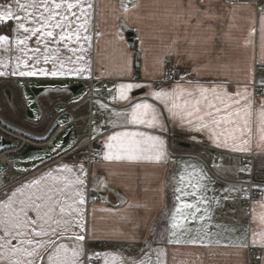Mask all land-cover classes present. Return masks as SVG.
Masks as SVG:
<instances>
[{
	"label": "snow or ice",
	"instance_id": "1",
	"mask_svg": "<svg viewBox=\"0 0 264 264\" xmlns=\"http://www.w3.org/2000/svg\"><path fill=\"white\" fill-rule=\"evenodd\" d=\"M140 8L121 0L125 21ZM165 11L190 47L182 49L179 36L172 39L164 58L155 59L151 78H145L133 70L137 52L122 35L124 25L113 33L118 70L94 74L93 44L103 36L95 26V0H0V79H108L90 89L95 95L85 118L89 128L67 148L52 149L60 156L49 157L54 167L36 157L39 165L17 169L25 179L0 184V264H167V245L228 249L236 264L252 259L264 264V180L256 179L249 159L264 160V0H174ZM224 12L229 21L246 13L241 47L255 49V38L260 39L261 55L253 56L243 79L231 78L228 64L201 60L211 55L204 50L209 43L233 39L234 25L225 30L219 24ZM189 34L194 38L188 40ZM137 42L143 45L139 35ZM58 90L70 91L67 85ZM174 140L209 151L177 152ZM114 165L168 170L164 188L171 203L159 230L148 228L139 215L131 233L97 236L89 230V202L108 203ZM0 175L7 179L4 169ZM116 196L127 206L121 217L127 223L146 208L119 191ZM140 229L149 232L147 238ZM90 241L104 247H89ZM123 243L143 246L134 255L107 247Z\"/></svg>",
	"mask_w": 264,
	"mask_h": 264
},
{
	"label": "crops",
	"instance_id": "2",
	"mask_svg": "<svg viewBox=\"0 0 264 264\" xmlns=\"http://www.w3.org/2000/svg\"><path fill=\"white\" fill-rule=\"evenodd\" d=\"M125 3L128 0H124ZM132 3H140L141 8L131 12L128 16L127 21L124 20L122 16L121 0H95L96 4V19L95 26L96 29L103 33V36L95 41L92 49V59H93V72L94 74L106 73L107 71L115 72L118 70V66L121 63V57L119 52V46L113 41V33L116 32L121 25H124L122 35L125 39L129 41V47H134L137 54L140 57V68L138 70V75L145 78H151L154 72V62L157 57L164 58V53L166 46L171 43L172 39L179 36L181 38V48L190 47L184 42V32L183 30L177 31L171 25L166 14V7L169 6L174 0H131ZM219 3H231L232 0H218ZM236 2L244 4L248 0H236ZM246 13H241L236 16L232 21L228 20L227 12L221 14L219 24L225 30H228V25H234L230 30L233 39L227 43L216 44L215 46L209 43L205 47V51L211 53L207 57H201L204 63L209 61L212 64H228L230 65L229 73L233 79H243L245 76L246 69L253 63V56L259 59L261 55L260 50V39L259 36L255 38V49L252 47L243 48L240 45L243 43L246 35L248 24L243 18ZM119 17V19H118ZM197 36L201 34V30H195ZM137 35L143 38V45L137 42ZM188 40L193 39V35H188ZM223 49V51H221ZM197 52L200 51L199 42L196 45ZM219 57V60L216 58ZM175 62V57L168 59V66H171ZM134 70V67H133ZM167 70V67L166 69ZM261 74V70L257 66V76ZM208 72L203 71L201 76L207 78ZM19 80L18 78H11V80ZM10 79H0L1 81ZM23 82L31 81H41V82H57L58 86H52L51 88H42L37 94L47 90L48 97L46 100L40 98L39 109V119H33L32 116H28L24 110V114H21L20 119L22 124L27 129L32 136L44 137L51 127L59 123L58 119L69 118V113L66 107H59V103L63 100L52 101L51 95L67 96L70 97L74 94L71 90L67 93L60 92L58 89L61 85H67L70 89L72 85H82L81 87H86L87 79H57V78H35L29 80H21ZM101 81L108 83L106 75ZM101 81H97L100 83ZM15 82V81H14ZM80 87V88H81ZM78 88V89H80ZM77 89V90H78ZM17 96L22 97V91L19 86L16 88ZM84 90L80 94L83 95ZM6 91V90H5ZM76 93V92H75ZM9 95V94H8ZM79 96V97H80ZM39 97V96H37ZM78 97V98H79ZM64 99V98H63ZM77 99V98H76ZM66 100V99H65ZM25 103V101L23 100ZM26 104V103H25ZM24 109H27L25 106ZM63 109V113H61ZM0 110V118L5 115ZM26 118V120H24ZM3 119V118H1ZM62 120V121H63ZM61 121V122H62ZM28 134V135H29ZM36 137V138H37ZM39 137V138H40ZM189 145V141H185ZM174 149L177 152H187V151H198L207 152L209 149L203 148L199 145H191L189 147H183L179 145V141H173ZM1 149V148H0ZM51 157L55 161L60 160V156L52 154L47 156L45 161L51 166L52 161L49 159ZM67 160V158L65 157ZM234 163L238 161H233ZM40 164V161L35 163ZM254 164L258 167L264 168V160L254 158ZM23 168L32 169L33 164H27ZM22 169V168H20ZM46 170L44 165H40V171ZM112 170L115 172V178L113 181L114 191L108 195V203L105 204L102 199H98L93 205L91 201L89 202L88 210V228L90 231H95L97 236H105L113 231H123L125 233H131L136 224V216L139 215L147 220L148 228H155L159 230L162 226V215L166 211V205L170 206L171 192L166 191L164 188L165 181L168 179V170L166 168H154V167H144L142 170H137L136 168H130L123 165H114ZM40 171L33 172L27 178H31L32 175H39ZM3 177L0 175V184H9L16 181L25 179V174L20 171H15L14 175L7 174V179L2 180ZM116 191H119L124 198L130 201H139L141 204L146 205V208L140 210L138 213L133 214V219L131 223H127L121 219L124 215V209L126 205L120 204V200L116 196ZM117 206L120 211H116ZM108 207L113 208L112 212L102 211L101 209H106ZM93 209L95 212L93 213ZM143 232L145 238L148 237L149 232L145 229H140ZM99 242L93 243L89 242V247H95L100 250L98 245ZM142 243L129 245L128 243L123 244H109L108 248H121L127 250V254L134 255L139 252L142 247ZM155 246V245H154ZM167 256L164 258L167 264H236L235 257L230 255V250L228 249H214L212 251L200 248V247H189L182 245H167L166 246Z\"/></svg>",
	"mask_w": 264,
	"mask_h": 264
},
{
	"label": "rangeland",
	"instance_id": "3",
	"mask_svg": "<svg viewBox=\"0 0 264 264\" xmlns=\"http://www.w3.org/2000/svg\"><path fill=\"white\" fill-rule=\"evenodd\" d=\"M20 84H22L23 86L22 87L19 86ZM18 86L22 91L21 94L26 104L23 102L21 97L17 96L16 88ZM52 86H58V83L54 81L51 83L48 81L23 82L20 79L17 81L15 79L14 80L10 79V80H4L0 82V110H2L1 112L5 115L4 117H1V118H3L4 122L6 123L8 128H10L13 131V133H15L16 135H20V134L28 135L29 134L28 132H26V131H29V129L25 127V124L23 126L22 120L20 119L21 114H24V110L27 114L26 109H24L25 106L32 113L34 120L39 119L40 117L39 109H38L41 103L40 98L43 100H46L48 97V94L46 93L47 90L45 89V92H42L39 95H37L33 92V88H41V87L51 88ZM5 90H8L9 95L6 93ZM83 90L84 88L81 87L80 89L76 91V93L71 94L70 97L59 96V95L54 94V95H51V99L52 101H56L60 99L61 100L67 99V101H70V100L73 101L80 96ZM59 107H65V103L64 102L59 103ZM26 114H24L25 117H26ZM62 118L63 117L59 118L58 121L61 122L63 120ZM24 120H26V118H24ZM70 130H71L70 128L64 130L63 133H60L50 145L40 150L30 151L25 155H22V154L21 155H9L8 160L11 163L14 173L15 171H17V169L23 168L27 164L37 163L39 160H36L35 159L36 157L46 158L49 155L55 154L52 152V149L58 144L62 145V148H67L68 145L73 143V141H75V138H76L74 132H72L70 137L65 142H62L64 135ZM34 137H37V136H34ZM1 139H2V135L0 134V141ZM0 148H1V143H0ZM0 169H3V166L1 163H0ZM1 178L3 181H5L3 177Z\"/></svg>",
	"mask_w": 264,
	"mask_h": 264
},
{
	"label": "built area",
	"instance_id": "4",
	"mask_svg": "<svg viewBox=\"0 0 264 264\" xmlns=\"http://www.w3.org/2000/svg\"><path fill=\"white\" fill-rule=\"evenodd\" d=\"M140 62V57L137 54L133 64L134 71L137 72V74L140 68ZM103 83L107 82L101 81L98 83L96 79L87 80L83 95L74 100L77 101V103H69V101H65V107L69 113V118L54 124L43 138H33L24 134L16 135L10 128H8L4 121L0 120V134L4 137V139L10 141V144L5 145L2 150H0V163L6 173H14L11 163L8 160L9 155H20L27 145L42 148L47 147L60 133H63V131L68 128L71 129L69 137L71 133L74 132L76 136L75 140L80 138L84 134V130L89 128V124L85 122V118L89 117L90 110L92 109L91 100L95 95L90 92V89L100 88ZM103 95L106 96L107 93H104ZM81 97H83V99H80ZM93 146L95 147V145ZM249 159H251L252 166L256 170V179L264 180V168L256 166L254 164V158ZM98 245L100 248L104 246L101 243H98ZM251 264H255L254 259L251 260Z\"/></svg>",
	"mask_w": 264,
	"mask_h": 264
},
{
	"label": "water",
	"instance_id": "5",
	"mask_svg": "<svg viewBox=\"0 0 264 264\" xmlns=\"http://www.w3.org/2000/svg\"><path fill=\"white\" fill-rule=\"evenodd\" d=\"M81 86L82 85H72L70 87V90L75 93L77 91V89L80 88ZM41 90H42L41 88H33V92L35 94H38ZM6 93L8 94V90H6ZM27 115L28 116H32V113L29 111V109L27 111ZM69 134H70V132L68 131L64 135L62 142H65L68 139ZM8 143H9L8 141H5L4 139H1V145L8 144ZM179 145L180 146H183V147H187L188 143H186V142H180ZM40 149H41L40 147H35V146L28 145L26 147V149L22 152V155H25V154H27L30 151H35V150H40Z\"/></svg>",
	"mask_w": 264,
	"mask_h": 264
}]
</instances>
